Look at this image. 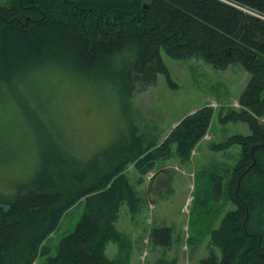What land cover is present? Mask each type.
<instances>
[{
    "label": "trees",
    "instance_id": "trees-1",
    "mask_svg": "<svg viewBox=\"0 0 264 264\" xmlns=\"http://www.w3.org/2000/svg\"><path fill=\"white\" fill-rule=\"evenodd\" d=\"M261 16L264 0H9L0 6V139L13 137V157L24 140L37 147L32 174L11 191H0V264H34L39 256L44 257L42 264H125L131 243L115 223L124 203L133 212L140 202L126 168L133 165L140 185L158 161L171 156L172 148L181 161H188L209 130L212 107L185 116L160 143L132 126L113 146L98 147L81 163L45 123L33 121L38 130L24 136L7 114L13 103L24 104L29 112L30 103L44 108L47 84L62 81L99 84L123 106L132 94L154 85L158 75L171 82L161 50L177 60L200 58L216 70L239 63L249 74L239 109L220 119L246 124L249 134L210 146L215 151L241 148L239 162L223 170V196L236 208L209 232L220 256L210 253L199 264H264V233L254 227L264 198L257 199L249 183L250 176L264 177ZM38 132L54 146L39 145L33 139ZM78 205V221L50 256L46 240ZM170 233L167 227L153 229V244L170 245ZM109 243L118 247L115 259L108 256Z\"/></svg>",
    "mask_w": 264,
    "mask_h": 264
},
{
    "label": "rangeland",
    "instance_id": "rangeland-1",
    "mask_svg": "<svg viewBox=\"0 0 264 264\" xmlns=\"http://www.w3.org/2000/svg\"><path fill=\"white\" fill-rule=\"evenodd\" d=\"M8 3L9 0H0V6ZM160 57L171 82L164 75H158L154 85L128 98L123 104L125 110L99 84L79 86L62 81L47 84L48 94L42 97L45 99L42 101L44 108L39 103H36L37 108L30 103L28 106L33 109L29 112L24 104L19 107L13 103L12 113L7 116L21 127L20 133L24 136L31 137L32 128L33 132L38 130L33 121L45 123V129L48 127L50 131L57 132L60 140L66 141L74 150L71 153L74 160L81 163L83 159L88 160L87 157L98 147L113 146L112 141L129 134L132 126L140 129L146 137L149 133L160 143L185 116L204 106L212 107L214 114L209 130L191 150L188 161H181L172 148L171 156L158 161L140 185L133 165L126 168L129 182L140 202L133 212L124 203L115 223L131 243L125 264H199L210 253L220 256L219 249L210 244L209 232L219 226L227 212L236 208L223 196L227 181L223 170L225 167L231 170L239 162L241 148L232 145L226 150L215 151L210 146L224 143L235 134H249L244 123L220 121L230 110L239 109L238 98L249 74L239 63H233L225 70H216L200 58L177 60L164 50L160 51ZM2 139L0 148L4 153L0 156V191L8 192L21 182L18 180L32 174L37 147L24 140L23 147L13 157V137L2 135ZM33 139L39 145L54 146L40 132L34 134ZM8 161L11 163H6ZM217 176L224 180L217 179ZM217 182L221 191L217 190ZM249 183L256 191L257 199L260 196L264 198V177L250 176ZM81 210V205L76 206L62 218L57 230L46 240L51 248L50 256L56 253L57 241L73 230ZM256 218L259 221L256 220L254 227L264 233V208ZM164 227L171 230V244L156 246L151 232ZM107 253L109 258L115 259L118 247L109 243ZM43 260L44 257L39 256L34 264H42Z\"/></svg>",
    "mask_w": 264,
    "mask_h": 264
},
{
    "label": "built area",
    "instance_id": "built-area-1",
    "mask_svg": "<svg viewBox=\"0 0 264 264\" xmlns=\"http://www.w3.org/2000/svg\"><path fill=\"white\" fill-rule=\"evenodd\" d=\"M254 15H256V14H254ZM257 16V15H256ZM261 18V17H260Z\"/></svg>",
    "mask_w": 264,
    "mask_h": 264
}]
</instances>
